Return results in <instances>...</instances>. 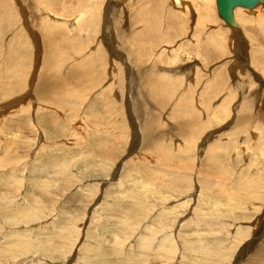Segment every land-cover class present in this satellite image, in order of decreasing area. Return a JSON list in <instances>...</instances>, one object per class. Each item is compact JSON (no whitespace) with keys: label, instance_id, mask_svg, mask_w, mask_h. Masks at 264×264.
Returning a JSON list of instances; mask_svg holds the SVG:
<instances>
[{"label":"rangeland","instance_id":"1","mask_svg":"<svg viewBox=\"0 0 264 264\" xmlns=\"http://www.w3.org/2000/svg\"><path fill=\"white\" fill-rule=\"evenodd\" d=\"M172 3L0 0V264H264V4Z\"/></svg>","mask_w":264,"mask_h":264},{"label":"water","instance_id":"2","mask_svg":"<svg viewBox=\"0 0 264 264\" xmlns=\"http://www.w3.org/2000/svg\"><path fill=\"white\" fill-rule=\"evenodd\" d=\"M218 12L231 27H236L233 11L238 7L248 8L252 10L258 4L263 3L264 0H216Z\"/></svg>","mask_w":264,"mask_h":264},{"label":"bare ground","instance_id":"3","mask_svg":"<svg viewBox=\"0 0 264 264\" xmlns=\"http://www.w3.org/2000/svg\"><path fill=\"white\" fill-rule=\"evenodd\" d=\"M191 3H192V0H173V5L174 6H176V7H180L182 10L183 9H185V11H187L188 10V8H190L191 7ZM260 4H264V2L263 3H260ZM259 5V4H258ZM257 5V6H258ZM256 6V7H257ZM256 7H254V8H256ZM238 8H243V7H238ZM238 8H236L234 11H233V13L236 15V10L238 9ZM253 8V9H254ZM245 9H248V8H245ZM252 9V10H253ZM250 10V9H249ZM217 11H218V7H217ZM219 13V12H218ZM235 15H234V18H235ZM203 17L204 16H207V14L206 13H203V15H202ZM219 16L221 17V15L219 14ZM237 16V15H236ZM263 17V15H259L258 16V19L259 18H262ZM257 18V17H256ZM221 19L223 20V18L221 17ZM224 21V20H223ZM225 22V21H224ZM226 23V22H225ZM228 25V24H227ZM229 27H231L230 25H228ZM237 27V26H236ZM238 238V237H237Z\"/></svg>","mask_w":264,"mask_h":264}]
</instances>
